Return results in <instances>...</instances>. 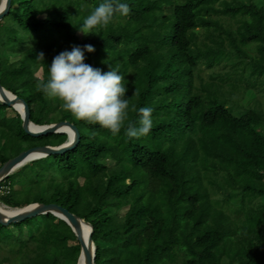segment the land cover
Here are the masks:
<instances>
[{
    "label": "trees",
    "instance_id": "trees-1",
    "mask_svg": "<svg viewBox=\"0 0 264 264\" xmlns=\"http://www.w3.org/2000/svg\"><path fill=\"white\" fill-rule=\"evenodd\" d=\"M103 2L11 0L0 21L1 85L26 101L32 122L69 120L80 133L73 149L2 179L0 202L57 203L91 223L95 264H264V113L235 99L264 75V0H119L127 16L115 13L107 27L81 34ZM252 42L255 56L245 49ZM88 44L95 51L84 63L118 70L128 89L116 135L36 90L54 56ZM222 64L230 70L215 74ZM145 106L152 128L129 138ZM8 108L0 102V167L29 147L66 140L30 136ZM79 252L52 213L0 224V264H76Z\"/></svg>",
    "mask_w": 264,
    "mask_h": 264
},
{
    "label": "clouds",
    "instance_id": "clouds-1",
    "mask_svg": "<svg viewBox=\"0 0 264 264\" xmlns=\"http://www.w3.org/2000/svg\"><path fill=\"white\" fill-rule=\"evenodd\" d=\"M115 13L127 16L130 7L119 0H105L84 19L78 31L88 35L94 33V29L107 27ZM94 51V46L88 44L83 48L73 46L71 51H62L54 56L48 67L47 79L40 77L36 90L58 102L76 120L99 125L116 135L128 117L129 102L125 99L128 89L118 70L109 68L108 71H102L84 63L85 52ZM37 59L43 61V52L38 54ZM151 114L152 108L140 107L139 127L129 125L126 135L137 139L148 135L152 128Z\"/></svg>",
    "mask_w": 264,
    "mask_h": 264
},
{
    "label": "water",
    "instance_id": "water-1",
    "mask_svg": "<svg viewBox=\"0 0 264 264\" xmlns=\"http://www.w3.org/2000/svg\"><path fill=\"white\" fill-rule=\"evenodd\" d=\"M11 0H3L0 5V21L9 12ZM0 102L16 110L22 120L21 126L25 133L33 137H39L52 133H65L66 140L59 145H35L26 150L20 151L16 156L9 158L0 167V181L16 169L23 166L27 161L46 157L48 155L63 154L73 149L79 142L80 133L76 125L69 120H61L49 124L39 125L31 121L30 109L26 101L4 88L0 83ZM20 106L21 109H18ZM63 128H68L71 137ZM5 205V204H4ZM7 206V205H5ZM17 210L11 213H5L0 209V224L8 226L12 223L23 221L37 215L52 213L60 219H63L71 228L76 240L80 245V252L76 264H95V244L92 240L93 226L80 216L69 211L66 207L57 203L34 202L22 207H12ZM82 224L89 230L85 234Z\"/></svg>",
    "mask_w": 264,
    "mask_h": 264
},
{
    "label": "rangeland",
    "instance_id": "rangeland-1",
    "mask_svg": "<svg viewBox=\"0 0 264 264\" xmlns=\"http://www.w3.org/2000/svg\"><path fill=\"white\" fill-rule=\"evenodd\" d=\"M43 16H44L43 14L39 15V17H43ZM77 35L79 36L80 33L78 32ZM256 45L257 44L255 42L249 43L248 45L245 46V49H248L249 52L252 53L253 56H255ZM229 70H230L229 65L224 66L223 64L220 66H216L212 69V71H214L215 74H218V73L223 74L225 72H228ZM199 72L205 81L208 80L207 75H208L209 70H206V68L204 66H202ZM36 75H38V76L41 75L40 69L36 72ZM215 81L216 82L219 81L218 76L215 77ZM251 83H252L251 87H249V90H246V92L243 91L242 93H240V91L243 90L244 84L242 86H240L238 88V90H236L237 94L235 93L236 94L235 99L243 101L242 100V98H243L244 100H246V102L250 103L251 106L256 107L258 110H260L261 112L264 113V75L259 76L258 74H256L254 77L252 76L251 77ZM240 103H243V102H240ZM6 112H7L8 116L14 115V111L12 108H8L6 110ZM106 163H107V166H111V165H113L114 161L111 159H108L106 161ZM80 181H82L81 178H80ZM14 188L17 189V188H19V186L15 185ZM0 204H3V203L0 202ZM126 209H127V207L121 208L117 212L119 215H123L124 212L126 211ZM13 230L16 232L15 229H13ZM3 264H6V263H3Z\"/></svg>",
    "mask_w": 264,
    "mask_h": 264
},
{
    "label": "bare ground",
    "instance_id": "bare-ground-1",
    "mask_svg": "<svg viewBox=\"0 0 264 264\" xmlns=\"http://www.w3.org/2000/svg\"><path fill=\"white\" fill-rule=\"evenodd\" d=\"M2 1H3V0H0V5L2 4ZM17 107H18V109H21L20 106H17ZM63 129H64L65 131H67L68 134H69V137H71L70 130H69L68 128H63ZM29 161H30V160H29ZM29 161H27V163H28ZM0 209L3 210L5 213H11V212L17 210L16 208H12V207H9V206H5L4 204H0ZM82 229H83V232H84L85 234H86L87 231L89 230V228H88L86 225H83V224H82Z\"/></svg>",
    "mask_w": 264,
    "mask_h": 264
}]
</instances>
